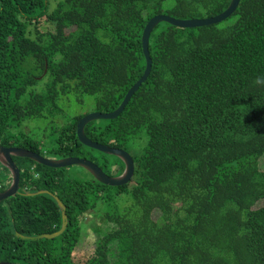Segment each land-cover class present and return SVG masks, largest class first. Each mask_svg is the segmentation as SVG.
Masks as SVG:
<instances>
[{"label":"trees","instance_id":"16d2710c","mask_svg":"<svg viewBox=\"0 0 264 264\" xmlns=\"http://www.w3.org/2000/svg\"><path fill=\"white\" fill-rule=\"evenodd\" d=\"M168 1L60 0L49 9L50 0H0V146L86 159L121 175L119 159L78 141L85 115L57 127L46 146L18 129L53 118L71 92L93 97L94 112L115 111L143 75L141 36L151 18H211L231 2ZM228 19L194 29L160 23L149 39L147 80L117 118L85 126L94 143L139 147L128 184L109 187L72 167L12 157L20 193L0 202V262L264 264V86L253 83L264 76V0H240ZM4 169L0 193L11 183ZM38 191L48 194L27 195ZM51 195L65 206V231L23 239L59 231ZM99 208L106 230L76 262L83 222Z\"/></svg>","mask_w":264,"mask_h":264},{"label":"water","instance_id":"95a60500","mask_svg":"<svg viewBox=\"0 0 264 264\" xmlns=\"http://www.w3.org/2000/svg\"><path fill=\"white\" fill-rule=\"evenodd\" d=\"M240 0H231L230 4L221 14L205 19H188V20H179L174 19L172 17L166 15H157L151 18L141 36V47L142 54L145 59V69L143 75L139 78V80L127 91L126 95L123 98V101L119 105V107L110 113H90L81 118L76 127V136L78 141L85 147L95 150L99 153H102L107 156H113L119 159L124 164V171L121 175L116 177H109L106 175L96 164L86 159L79 158H64V159H49L43 156H40L32 151H28L26 149L10 147L6 148L4 146H0V164L5 167L10 175H11V183L9 187L2 193H0V202L5 199L15 196L20 193V174L19 169L12 160V157L25 158L29 159L39 165H43L48 168L60 169L71 166H78L81 169L85 170L95 181L101 183L102 185L109 187H120L126 185L130 182L134 174V162L130 154L122 149L111 148L105 145H101L98 143H94L89 140L85 133V126L93 121L98 120H113L117 118L124 110L128 102L131 100L132 96L138 91L141 85L147 80L150 75L152 60L149 54V39L152 31L158 26L160 23H167L173 27L181 28V29H194L204 26L216 25L219 24L226 19H228L236 10ZM47 64H45L44 74L46 73ZM40 79V78H38ZM38 194H48L47 191H38L36 193H31L27 195H38ZM57 206L59 207L61 213V227L59 231L52 234H42L34 238L22 237L23 239H54L60 236L67 227V217H66V209L65 206L60 202L58 198L51 195ZM0 264H8L4 262H0Z\"/></svg>","mask_w":264,"mask_h":264},{"label":"rangeland","instance_id":"374dc122","mask_svg":"<svg viewBox=\"0 0 264 264\" xmlns=\"http://www.w3.org/2000/svg\"><path fill=\"white\" fill-rule=\"evenodd\" d=\"M58 1L60 0H50L49 9H53ZM167 4H171V0L168 1L166 5ZM232 21L233 18L231 17L230 19L225 21V23L229 24ZM48 26L49 25L45 23L44 27L42 28V32H45ZM38 87L36 88L40 89L41 84L38 85ZM93 100L94 98L91 96L88 95L81 96L79 94L71 92L65 96L60 97L57 105L58 111L53 116V118L49 117L47 119L27 120L22 123V126L20 127V129H18V132H21L29 139L34 140L36 142H40L44 146H46L49 144L48 142L51 138V132H53L57 127L69 123L75 116L88 115L90 113H94ZM138 150L139 147L137 145H131V147H129L127 151L130 155L134 156L138 152ZM92 153L94 156H98L96 152H92ZM0 167L4 169L1 166V164ZM71 167L72 170L78 172L80 178L85 180L89 178L85 170H82L78 166H71ZM75 167H78V169ZM258 168L260 171H264V156L260 158L258 162ZM5 173L7 175V178L9 179V174H10L9 171H8L9 174L7 173L6 170ZM262 204H263L262 202H259L256 204L254 208L260 207L262 206ZM101 210L102 208L97 209L96 210L97 212L94 213L93 219L88 218L83 222L81 238L75 253L76 262H80L83 259L84 255L86 254L88 255L92 251L95 240L99 235L102 234L103 231L106 230V226L103 225V222L100 219ZM153 217L157 218L158 213H154ZM27 238H34V237H27ZM112 252L113 255L116 254L115 247H113Z\"/></svg>","mask_w":264,"mask_h":264},{"label":"clouds","instance_id":"9594fccd","mask_svg":"<svg viewBox=\"0 0 264 264\" xmlns=\"http://www.w3.org/2000/svg\"><path fill=\"white\" fill-rule=\"evenodd\" d=\"M253 83L254 85L264 86V76H257Z\"/></svg>","mask_w":264,"mask_h":264}]
</instances>
